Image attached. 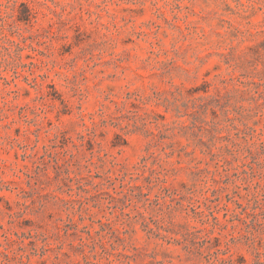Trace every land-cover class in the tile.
<instances>
[{
	"label": "rangeland",
	"instance_id": "374dc122",
	"mask_svg": "<svg viewBox=\"0 0 264 264\" xmlns=\"http://www.w3.org/2000/svg\"><path fill=\"white\" fill-rule=\"evenodd\" d=\"M0 264H264V0H0Z\"/></svg>",
	"mask_w": 264,
	"mask_h": 264
}]
</instances>
